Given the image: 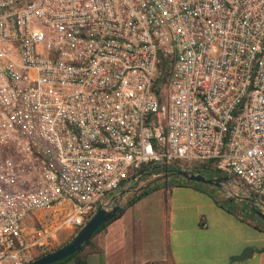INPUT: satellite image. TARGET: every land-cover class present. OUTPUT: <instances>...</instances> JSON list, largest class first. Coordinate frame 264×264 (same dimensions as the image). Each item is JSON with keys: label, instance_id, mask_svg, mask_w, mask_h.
Instances as JSON below:
<instances>
[{"label": "built area", "instance_id": "1", "mask_svg": "<svg viewBox=\"0 0 264 264\" xmlns=\"http://www.w3.org/2000/svg\"><path fill=\"white\" fill-rule=\"evenodd\" d=\"M174 164L264 212V0H0V264Z\"/></svg>", "mask_w": 264, "mask_h": 264}, {"label": "crops", "instance_id": "2", "mask_svg": "<svg viewBox=\"0 0 264 264\" xmlns=\"http://www.w3.org/2000/svg\"><path fill=\"white\" fill-rule=\"evenodd\" d=\"M183 178L168 173L126 194L122 210L84 248L87 264H264V220L255 210L264 212L230 183ZM245 251L246 259L235 260Z\"/></svg>", "mask_w": 264, "mask_h": 264}, {"label": "water", "instance_id": "3", "mask_svg": "<svg viewBox=\"0 0 264 264\" xmlns=\"http://www.w3.org/2000/svg\"><path fill=\"white\" fill-rule=\"evenodd\" d=\"M158 167H155L151 170V172L143 173L141 172V176H150L158 170ZM176 174L179 176L184 177L189 181L194 182H201L209 185L220 186L221 183H230L232 184L233 181L230 177H221V178H209L202 175H197L189 171L179 170L176 171ZM138 184L131 185L127 189L122 190L117 196V203L112 206L110 210H104L99 208L96 213L91 217V219L80 229L78 232L64 245L56 248L55 250L39 257L35 261L29 264H54L60 262L67 257L79 252L82 247L91 239L93 234L101 228L104 224L109 223L112 221L117 214L122 210L121 201L123 200L124 196L130 192H135L137 189ZM247 201L256 205V200L252 198H246ZM256 214L264 220V215L255 210ZM250 254L253 251V248H249ZM247 258V252L243 253L242 255L236 257L235 260H244Z\"/></svg>", "mask_w": 264, "mask_h": 264}, {"label": "trees", "instance_id": "4", "mask_svg": "<svg viewBox=\"0 0 264 264\" xmlns=\"http://www.w3.org/2000/svg\"><path fill=\"white\" fill-rule=\"evenodd\" d=\"M151 170L152 169H148V170H146L147 172H151ZM179 170H186V171H189L190 172V170L189 169H185V168H182L180 165H177V164H174V165H170V166H168V167H164V169H163V173L164 174H168V173H171V174H176V171H179ZM157 172H160L159 170H156L155 171V173H157ZM192 173H194V174H197V175H202V176H208L209 178H213V175L215 174V175H217V177L219 176V174L218 173H216V172H213V171H209V170H207V169H196V170H192L191 171ZM130 185H132V183L130 184ZM144 194V193H143ZM142 195V194H141ZM136 198H138V197H136ZM131 201H134L133 199L132 200H130V202ZM108 223H106V224H104L101 228H99L94 234H93V236L91 237V239L82 247V249L79 251V252H77V253H75V254H73V255H71V256H69V257H67L66 259H64V260H62V261H60V262H57V263H54V264H61L62 262H64V261H67V260H73L74 261V263L75 264H87V262H86V259H85V256H84V254H83V252H84V248L86 247V246H88V245H90L91 244V241H92V239L94 238V236L98 233V232H100L106 225H107ZM78 231L76 230V231H74L72 234H71V236H70V238L68 239V241L77 233ZM65 243V242H64ZM62 246V245H61ZM60 247V246H59ZM47 254V253H46ZM45 255V254H44ZM41 256H43V255H39L38 257H37V259L39 258V257H41Z\"/></svg>", "mask_w": 264, "mask_h": 264}, {"label": "rangeland", "instance_id": "5", "mask_svg": "<svg viewBox=\"0 0 264 264\" xmlns=\"http://www.w3.org/2000/svg\"><path fill=\"white\" fill-rule=\"evenodd\" d=\"M186 171V170H185ZM191 172V171H190ZM169 174H171V173H169ZM172 175V177H178L179 179H182L183 177H181V176H177V174H171ZM164 176H165V174H160V173H155V176L154 177H150L146 182V184L148 185H150V186H153L154 185V183L156 182V181H158V180H160V179H163L164 178ZM171 177V176H170ZM184 179V178H183ZM194 183V182H193ZM232 188V191H234V193H238V195L239 196H241L240 195V190L239 189H236L235 187H234V184L233 185H231V186H229V188L228 189H231ZM234 189V190H233ZM226 191V190H225ZM228 192V191H227ZM218 193H220V192H218ZM226 193V192H225ZM233 198V197H232ZM239 213H241V214H243L242 213V210L241 209H239ZM71 232L72 231H66V230H63V231H61L59 234H60V242H59V246H61V245H64L66 242H68V239L70 238V236H71ZM65 242V243H64ZM58 248V247H57Z\"/></svg>", "mask_w": 264, "mask_h": 264}, {"label": "flooded vegetation", "instance_id": "6", "mask_svg": "<svg viewBox=\"0 0 264 264\" xmlns=\"http://www.w3.org/2000/svg\"><path fill=\"white\" fill-rule=\"evenodd\" d=\"M151 176H144V177H142V179H141V181H140V183H139V186L140 185H144V184H146L147 182V180L150 178Z\"/></svg>", "mask_w": 264, "mask_h": 264}]
</instances>
